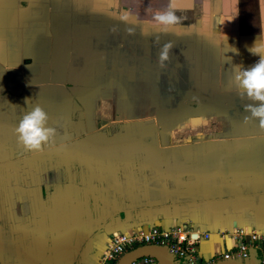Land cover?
<instances>
[{
  "label": "crops",
  "instance_id": "0c3cea01",
  "mask_svg": "<svg viewBox=\"0 0 264 264\" xmlns=\"http://www.w3.org/2000/svg\"><path fill=\"white\" fill-rule=\"evenodd\" d=\"M170 5L180 34L154 26ZM258 37L264 0H0V264H102L113 233L176 228L201 264L247 263L223 254L264 234V127L234 81ZM37 105L41 152L15 132Z\"/></svg>",
  "mask_w": 264,
  "mask_h": 264
},
{
  "label": "clouds",
  "instance_id": "9594fccd",
  "mask_svg": "<svg viewBox=\"0 0 264 264\" xmlns=\"http://www.w3.org/2000/svg\"><path fill=\"white\" fill-rule=\"evenodd\" d=\"M121 19L127 21L128 16L125 15ZM153 23L161 33L180 34L178 26L181 24V18L176 15L173 5H170L166 11L157 12L153 17ZM172 47L171 42L162 46L158 61L161 68L166 67ZM232 50L239 54L238 50ZM248 51L258 56L259 60L248 69H243L239 65L235 66L234 81L242 99L246 97L250 101L257 102L245 105V110L251 113L250 116L244 118L245 121L250 118L258 119L259 124L264 127V37H258ZM48 120L47 113L39 105L26 112L15 129L18 143L29 151H43L44 146L55 135L53 128L46 127Z\"/></svg>",
  "mask_w": 264,
  "mask_h": 264
},
{
  "label": "built area",
  "instance_id": "2783aa9c",
  "mask_svg": "<svg viewBox=\"0 0 264 264\" xmlns=\"http://www.w3.org/2000/svg\"><path fill=\"white\" fill-rule=\"evenodd\" d=\"M231 240L234 242V246L223 254V259H248L251 249L260 250L261 246L258 245L260 242L264 243V234L235 230L231 235ZM197 242L198 238L191 237L188 231L180 228L169 231H153L148 234L142 232L138 234L113 233L108 238L107 251L103 255L104 263L102 264L119 261L127 249L132 250L141 243L163 248L170 256L173 264H201L196 246ZM260 251L262 252V264H264V251L262 248ZM132 264H157V262L152 257H143L142 262L135 261Z\"/></svg>",
  "mask_w": 264,
  "mask_h": 264
},
{
  "label": "water",
  "instance_id": "95a60500",
  "mask_svg": "<svg viewBox=\"0 0 264 264\" xmlns=\"http://www.w3.org/2000/svg\"><path fill=\"white\" fill-rule=\"evenodd\" d=\"M255 251L250 250V260L247 263H242L240 261H222L214 264H260V262L255 259ZM143 257H152L156 260L157 264H173L168 253L161 247L155 245L142 246L133 249L130 252L125 253L120 259L118 264H132L133 262L141 259Z\"/></svg>",
  "mask_w": 264,
  "mask_h": 264
}]
</instances>
